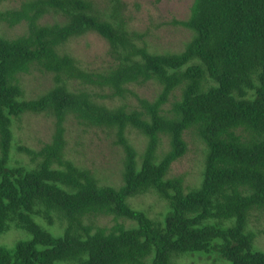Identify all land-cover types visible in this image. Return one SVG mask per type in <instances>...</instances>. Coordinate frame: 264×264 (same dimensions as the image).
Instances as JSON below:
<instances>
[{
  "label": "trees",
  "instance_id": "obj_1",
  "mask_svg": "<svg viewBox=\"0 0 264 264\" xmlns=\"http://www.w3.org/2000/svg\"><path fill=\"white\" fill-rule=\"evenodd\" d=\"M129 22L123 0L0 9V24L23 25L0 33V235H29L0 244V264H174L202 251L264 264L252 225L264 213V0H193L188 18L175 21L192 32L178 51H152ZM87 32L108 42L109 67L88 70L63 50ZM33 70L51 83L29 97ZM150 81L159 86L151 99L129 87ZM27 113L52 117L54 130L38 149L18 146L26 160H13L14 126ZM70 117L114 133L124 152L119 186L69 156ZM130 130L146 137L142 152ZM190 134L204 145L192 185L170 176ZM148 193L164 202L162 219L133 203ZM107 216L109 226L100 222Z\"/></svg>",
  "mask_w": 264,
  "mask_h": 264
},
{
  "label": "rangeland",
  "instance_id": "obj_2",
  "mask_svg": "<svg viewBox=\"0 0 264 264\" xmlns=\"http://www.w3.org/2000/svg\"><path fill=\"white\" fill-rule=\"evenodd\" d=\"M21 0H0V9L17 6ZM126 14L130 18L131 30L145 32L144 40L154 52L166 50L178 51L191 37L192 32L175 21L187 19L193 0H123ZM103 3V1H100ZM23 31V25L10 28L0 24V33L14 36ZM63 50L74 56L82 67L88 70H103L113 63L109 53L108 42L95 32H87L71 38ZM51 83V76L39 70H33L26 75L25 85L29 97L36 96ZM140 96L152 98L159 86L150 81L143 85L129 86ZM109 105L120 101L104 100ZM129 101L135 103L133 97ZM54 130V119L45 114H24L14 126L13 160L25 155L18 151V146L25 145L38 149L50 140ZM68 154L80 166L93 170L103 184L119 186L122 182L124 152L115 143L114 133L99 128L80 125L73 117L67 122ZM129 138L139 152L145 147L146 137L135 130L129 131ZM189 151L174 163L170 176L184 174L186 184L192 185L199 181L203 167L204 145L191 134L188 136ZM132 201V199H131ZM137 208L147 210L152 217L162 219L166 212L164 202L155 194L148 193L133 200ZM162 214V215H161ZM100 222L111 225L112 216L102 217ZM130 225L132 221L125 220ZM252 225L262 232L261 244L264 248V213H257L252 219ZM29 235L23 230L12 229L0 235V244L14 246L18 240L27 239ZM174 264H231L216 251L194 252L183 255Z\"/></svg>",
  "mask_w": 264,
  "mask_h": 264
}]
</instances>
